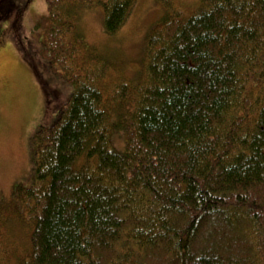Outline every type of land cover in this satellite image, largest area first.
<instances>
[{
    "label": "trees",
    "instance_id": "obj_1",
    "mask_svg": "<svg viewBox=\"0 0 264 264\" xmlns=\"http://www.w3.org/2000/svg\"><path fill=\"white\" fill-rule=\"evenodd\" d=\"M135 1L46 0L42 52L72 90L0 204V264H264V0H157L140 81L106 82L79 11L113 35Z\"/></svg>",
    "mask_w": 264,
    "mask_h": 264
},
{
    "label": "rangeland",
    "instance_id": "obj_2",
    "mask_svg": "<svg viewBox=\"0 0 264 264\" xmlns=\"http://www.w3.org/2000/svg\"><path fill=\"white\" fill-rule=\"evenodd\" d=\"M199 0H170L185 13ZM19 13L0 23V204H10L19 186L28 187L33 168L31 142L41 126L53 124L67 102L71 86L55 75L42 52L37 24L47 15L46 0H19ZM157 0H136L125 24L113 35L103 30L101 6L81 9L77 26L94 54L106 62V82L138 83L145 58L146 31L159 19ZM102 86L101 88H105ZM116 150L123 148L120 133L111 136ZM17 187V189H15ZM15 246L26 243L27 231L14 229ZM21 247V246H19ZM12 249V248H9Z\"/></svg>",
    "mask_w": 264,
    "mask_h": 264
}]
</instances>
